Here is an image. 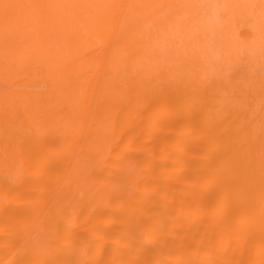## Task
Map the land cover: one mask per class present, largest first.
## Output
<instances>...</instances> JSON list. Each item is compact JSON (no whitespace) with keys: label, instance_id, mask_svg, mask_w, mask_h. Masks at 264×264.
<instances>
[{"label":"bare ground","instance_id":"1","mask_svg":"<svg viewBox=\"0 0 264 264\" xmlns=\"http://www.w3.org/2000/svg\"><path fill=\"white\" fill-rule=\"evenodd\" d=\"M0 264H264V0H0Z\"/></svg>","mask_w":264,"mask_h":264}]
</instances>
